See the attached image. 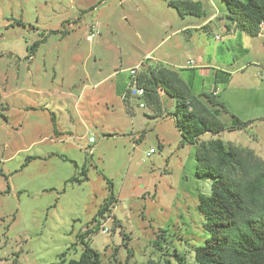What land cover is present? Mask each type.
<instances>
[{"label":"rangeland","instance_id":"rangeland-1","mask_svg":"<svg viewBox=\"0 0 264 264\" xmlns=\"http://www.w3.org/2000/svg\"><path fill=\"white\" fill-rule=\"evenodd\" d=\"M169 1L0 0V264H66L81 239L101 264H123L128 250L129 264L173 252L195 264L194 248L208 236L198 195L210 193L211 180L195 175L174 99L161 90L156 101L136 98L127 87L136 77L175 71L204 99L214 88L204 69L230 72L215 90L227 108L219 119L253 122L198 141L220 138L245 165L264 166L263 38L235 32L224 0H198L202 16H181ZM253 175L243 166L231 173ZM104 177L116 200L97 224Z\"/></svg>","mask_w":264,"mask_h":264},{"label":"trees","instance_id":"trees-1","mask_svg":"<svg viewBox=\"0 0 264 264\" xmlns=\"http://www.w3.org/2000/svg\"><path fill=\"white\" fill-rule=\"evenodd\" d=\"M226 14L232 21L235 31L256 36L264 31V0H224ZM178 13L202 16L204 9L198 0H170ZM226 27L229 28L227 24ZM49 33H58L50 30ZM45 38L36 40L30 46V52ZM231 74L222 69L214 72V88L210 92H201L200 96L192 94L188 83L175 71L157 70L149 76L136 77V85L142 87L145 95L156 101L158 90L174 99L172 112L174 124L179 131L182 143L194 146L195 175L200 179H210V193L198 195L197 209L203 216V229L208 233L203 244L194 248L195 264H264V166L257 161L245 165L238 151L227 147L220 138L207 142H199L198 138L205 133L218 135L223 131H234L251 125L252 120H241L231 114V123L226 126L219 119L220 108L227 111L224 103L215 91L217 84H227ZM145 95L143 99L145 98ZM219 109V110H218ZM53 125L54 118L51 117ZM55 131V127H54ZM31 157L22 164L25 166ZM65 159V158H64ZM243 166L254 171L252 177L235 180L231 173ZM82 177L75 179L81 183L87 179L86 169L81 171ZM106 179L108 195L97 209L93 220L110 210L115 196L112 182ZM70 179H74L71 177ZM76 237L80 238L79 233ZM83 248L77 258H70L66 264H101L100 253L92 248L87 240H82ZM154 246L160 248L159 240ZM61 254H64L62 252ZM176 264L185 263L183 256L177 252L169 253ZM130 251L123 264H129ZM167 257L161 261L148 260L146 264H173ZM60 264L65 261L61 258Z\"/></svg>","mask_w":264,"mask_h":264},{"label":"built area","instance_id":"built-area-1","mask_svg":"<svg viewBox=\"0 0 264 264\" xmlns=\"http://www.w3.org/2000/svg\"><path fill=\"white\" fill-rule=\"evenodd\" d=\"M216 37H218V36H216ZM87 38H89V37H87ZM188 63L189 64L193 63V60L192 59L188 60ZM135 74L136 73H135V69L134 68H130L128 70V76H134ZM263 78H264V75H263ZM127 87L132 90V92H133V94L135 95L136 98L143 99V97L145 95V91H144V89L142 87L137 86L136 82H134V84L132 86L128 85ZM138 106L139 107H144L145 106L144 101H139L138 102ZM89 142H94V138L93 137H89ZM88 152H89V154H92V152H93V147L92 146H90ZM152 152H153V150L150 149L149 151L146 152V155H150Z\"/></svg>","mask_w":264,"mask_h":264},{"label":"crops","instance_id":"crops-1","mask_svg":"<svg viewBox=\"0 0 264 264\" xmlns=\"http://www.w3.org/2000/svg\"><path fill=\"white\" fill-rule=\"evenodd\" d=\"M235 32H239V31H235ZM235 32H233V33H235ZM256 37L257 38H263V45H264V31H261L258 35H256ZM241 49L243 50V51H248V48H246V47H241ZM201 59V58H200ZM212 66L210 65V67L208 66V67H206L204 70H205V73L206 74H208V73H211L212 74V76H213V78H214V72H215V70L216 69H219V68H211ZM212 69V71H211V69ZM201 71H203V70H201ZM225 71V70H224ZM217 92V91H216Z\"/></svg>","mask_w":264,"mask_h":264}]
</instances>
